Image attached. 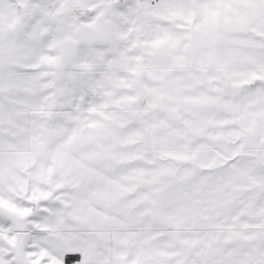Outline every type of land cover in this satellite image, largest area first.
Wrapping results in <instances>:
<instances>
[{
  "label": "snow or ice",
  "instance_id": "snow-or-ice-1",
  "mask_svg": "<svg viewBox=\"0 0 264 264\" xmlns=\"http://www.w3.org/2000/svg\"><path fill=\"white\" fill-rule=\"evenodd\" d=\"M0 264H264V0H0Z\"/></svg>",
  "mask_w": 264,
  "mask_h": 264
}]
</instances>
